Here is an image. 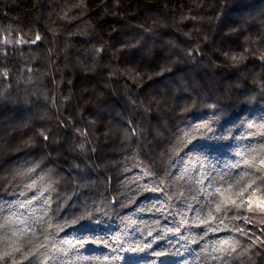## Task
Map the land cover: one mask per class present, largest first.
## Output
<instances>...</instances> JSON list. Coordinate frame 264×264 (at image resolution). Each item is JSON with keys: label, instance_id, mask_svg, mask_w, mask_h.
<instances>
[{"label": "trees", "instance_id": "16d2710c", "mask_svg": "<svg viewBox=\"0 0 264 264\" xmlns=\"http://www.w3.org/2000/svg\"><path fill=\"white\" fill-rule=\"evenodd\" d=\"M261 57L264 0H0V222L47 206L49 264H264ZM206 173L230 205L201 199L228 226L207 236L180 227ZM39 232L0 233L3 264Z\"/></svg>", "mask_w": 264, "mask_h": 264}, {"label": "snow or ice", "instance_id": "6c2138e0", "mask_svg": "<svg viewBox=\"0 0 264 264\" xmlns=\"http://www.w3.org/2000/svg\"><path fill=\"white\" fill-rule=\"evenodd\" d=\"M41 37L39 35L36 36V40L32 41V43H35L36 41H39ZM18 43H22L23 41H17ZM247 51V50H245ZM226 57H229L228 53H224ZM230 60L233 63V66H237L240 63L243 62L245 59V56L243 54H236L233 53L229 57ZM261 59H264V57H261ZM251 127V125H250ZM199 128L208 129L207 124L200 125ZM210 131V129H208ZM135 131V130H134ZM47 139V137H45ZM264 151V148L261 149ZM253 152L256 150L253 149ZM244 155V154H242ZM257 156L253 155L250 158H245L242 161V164L246 167L253 168L256 170V172L252 173V175H256L257 172L264 173V165L258 164L257 162ZM236 167H240L237 165ZM248 176V173H245L244 175H241L239 180L235 181L234 183L239 184L241 181L245 179V177ZM228 178L226 176H214L212 174H202L201 178L196 181V184L201 186L199 187V191L193 195L188 197V199L191 201L188 204V210L195 213L194 218L189 219L185 215L183 218L180 227H184L185 225H191L194 227H200L201 225L205 226V232L204 235L207 236L208 233H217L220 232L221 225H223L224 228H227L228 226L223 223V220H219L217 223L218 217L213 215V211L210 209L208 212L207 218L202 216L203 212V206L201 205V199H204L206 203L212 204L214 203V211L215 213H224L227 214L229 203L223 199L224 195V184L227 183ZM260 183L264 184V175H258L256 180L250 181V183L246 186L247 188H251L253 192L256 191V189L253 187L254 184ZM218 185V186H217ZM31 187V186H29ZM232 185H229V188H231ZM185 193L181 192L179 197H176L179 199L180 197H184ZM214 197H220V199L214 200ZM169 199H172V197H169ZM243 202L241 204H236L235 201L231 202V206L234 207H241ZM47 207V206H46ZM43 211V215L39 217H35L32 219H12V218H5L2 222H0V233L3 234V240L5 244H9V241H11L12 244H16V240H19L21 237H28L31 236L33 239H35L38 235L37 229H40L39 235L43 236V240L35 243L32 247L29 248L27 252H24L23 256L21 257L22 260H27L28 264H49V261L56 260L55 256L49 255L50 251L57 250L56 245L54 242L50 240V235L46 228H43L42 225L47 222L46 218L50 220V217H48V212L46 210ZM259 207L264 209V201L260 202ZM160 211V209H157ZM86 217H80L78 220L85 219ZM73 223H77V221H73ZM179 230V229H177ZM237 231H240L241 234L247 235L246 233H243V230L236 229ZM171 231V229H169ZM149 236H152V233L150 232L148 234ZM15 237L16 240H12V238ZM28 244H32V240L29 239L27 241ZM67 243V242H64ZM255 244L256 241H253ZM261 243H264L262 241ZM227 241L223 240L219 242V247H215L212 249L214 252H221L224 253L226 250ZM79 246H83L80 244ZM145 248L150 247L149 244L144 245ZM131 251H138L143 250L139 247L137 248H131L129 249ZM22 251V246L18 245L16 247L12 248V252H20ZM235 247L232 248L231 252H228L227 255H231L232 252H235ZM12 252L10 251H3L2 254H0V264H3V261L6 260L8 257L12 255ZM157 256L164 255V253H156ZM221 256H213L211 259L213 260H220ZM13 264H19L17 261H13Z\"/></svg>", "mask_w": 264, "mask_h": 264}]
</instances>
